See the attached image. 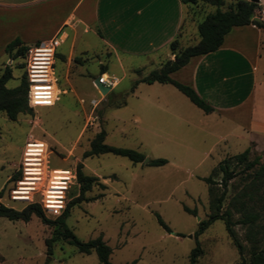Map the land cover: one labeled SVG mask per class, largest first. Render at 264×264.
<instances>
[{
  "label": "rangeland",
  "instance_id": "rangeland-1",
  "mask_svg": "<svg viewBox=\"0 0 264 264\" xmlns=\"http://www.w3.org/2000/svg\"><path fill=\"white\" fill-rule=\"evenodd\" d=\"M232 1L223 0L220 7ZM44 2L0 5V29L13 28L31 17L43 30L47 22ZM213 7L202 0L186 3L180 45L196 40L197 20ZM67 46L68 39L55 49L64 59L55 55L52 64L53 91L57 92L53 103L32 104V114L18 113L14 119L0 110V202L14 208L27 203L23 199L9 200L6 189L20 160L23 142L32 135L48 144V167H75L81 162L85 173L97 176L98 181H92L83 192L93 198L70 205L64 221L78 238L100 234L110 247L109 261L186 264L197 239L200 253L193 264H238L239 254L222 218L213 219L194 235L197 221L209 211L207 184L201 176L208 174L219 158H230L229 166L235 171L227 182L220 209L244 181L243 162H235L231 156L245 147L243 139L233 134L238 132V124L226 116L213 120L169 82H135L165 58H171L169 49L150 57L117 54L116 58L97 35L91 30L83 32L80 27L69 55ZM4 65L11 69L5 85H16L24 75L23 58L7 55L0 45V72ZM102 66L103 74L115 76L117 82L101 95L93 78ZM90 98L99 101L93 106ZM100 127L105 131L104 142L136 149L144 157H164L166 161L159 165L147 164L148 159L143 158L132 162L108 151L83 156L88 140ZM249 147L248 158L259 154L264 162V156ZM219 176L214 174L215 180ZM262 181L259 193H264V178ZM77 191L74 179L65 191L64 205ZM183 205L194 208L195 213L186 211ZM42 213L49 219L57 215L44 209ZM238 216V212H232L233 219ZM52 227L53 223L42 221L34 213L27 220L0 215V264H101L93 250L79 252L61 235L50 241V252H46L44 239L52 234ZM233 228L244 245L242 256L247 258L244 225L235 222Z\"/></svg>",
  "mask_w": 264,
  "mask_h": 264
},
{
  "label": "crops",
  "instance_id": "crops-1",
  "mask_svg": "<svg viewBox=\"0 0 264 264\" xmlns=\"http://www.w3.org/2000/svg\"><path fill=\"white\" fill-rule=\"evenodd\" d=\"M39 1L0 0V5L32 6ZM44 1L45 28L41 30L40 23L34 24L31 17L17 22L13 28H2L1 46L15 36L24 44L56 37L57 45L68 39L69 55L80 27L83 32L91 30L97 35L103 46L110 49L116 58L117 54L150 57L168 50V42L180 30L185 14V5L181 0ZM263 46L262 29L252 23L233 25L224 33L218 47L191 55L184 64L169 73L172 78L192 86L212 106L210 111L203 112L213 120L226 116L238 124V132L233 134L243 139L245 147L252 146L262 156Z\"/></svg>",
  "mask_w": 264,
  "mask_h": 264
},
{
  "label": "trees",
  "instance_id": "trees-1",
  "mask_svg": "<svg viewBox=\"0 0 264 264\" xmlns=\"http://www.w3.org/2000/svg\"><path fill=\"white\" fill-rule=\"evenodd\" d=\"M181 1L186 7V3H195L197 0ZM202 1H204V3L213 4L214 7L211 10L205 11L200 19L197 20L196 40L191 43L180 45L179 30L176 36L168 42V49L173 54L172 58H165L158 67L149 70L146 74L137 78L135 82H169L184 93L192 103L200 107L204 112H208L212 109V106L198 95L192 86L172 78L169 73L184 64L191 55L205 53L218 47L224 33L233 25L252 23L264 31V19H257L251 16L253 9L258 5L257 0H234L225 8L220 7L223 0ZM36 42H38V40ZM27 46V44H24L15 36L4 44L3 51L11 57L22 56ZM55 55H58L60 59H64L63 54H56L54 50V57ZM74 58L76 60L80 59L78 56H74ZM104 70L105 68L102 66L98 73ZM10 76V67L4 65L0 72V110L10 119H14L18 113L29 112L32 114V104H27V81L25 76L21 75L18 83L9 87L5 85V81ZM104 135L105 131L100 127L88 140V146L82 151V155L86 156L108 151L123 155L132 162L141 161L144 157V153L136 149L104 142ZM249 150L250 147L246 146L242 150L231 155L235 162H243L242 168L245 170L243 174L244 181L241 187L229 196L223 209L220 208L226 192L227 182L235 171L233 166H229L230 158L222 157L218 159L216 164L211 167L209 173L201 176L202 180L207 184L209 211L205 218H201L197 221L194 235L201 232L213 219L222 218L226 232L239 254L238 264H264V240L262 239L264 232V193L257 192L260 182L264 178V162L259 160V154H255L251 158H248ZM165 161L166 159L164 157H150L146 163L159 165ZM81 167V162H77L75 165V180L78 183L77 194L65 203L61 212L54 216L53 219L46 218L42 213L40 205L35 201L27 202L21 208L6 206L0 202V215L8 219L20 218L27 220L30 214L34 213L39 216L42 221L53 223L51 229L52 234L44 239L46 252L48 253L50 252V241L58 235H61L67 242L74 244L76 250L79 252L88 253L93 250L98 262L101 264H135L134 260L118 263L109 261L108 255L110 247L103 241L100 234L87 239H81L66 225L64 218L68 213L70 205L81 199L93 198V196H85L83 192L90 188L92 181H98L95 174L85 173ZM247 169H251V171H247ZM216 173H220L218 180L214 178V174ZM17 174V172H13L11 178L14 179ZM98 183L102 185V182ZM183 208L188 212L195 213L194 208H190L186 205H183ZM232 212H238L239 216L233 219ZM157 220L166 227L165 223L158 215ZM235 222L244 225L243 237L247 242V258L242 256L244 245L239 240L233 228ZM199 253L200 246L198 240L195 239V244L189 250L186 264H193Z\"/></svg>",
  "mask_w": 264,
  "mask_h": 264
},
{
  "label": "built area",
  "instance_id": "built-area-1",
  "mask_svg": "<svg viewBox=\"0 0 264 264\" xmlns=\"http://www.w3.org/2000/svg\"><path fill=\"white\" fill-rule=\"evenodd\" d=\"M257 2L258 5L253 9L251 16L264 19V0ZM57 43L56 37L39 40L29 44L22 55L28 105L53 103L56 98L57 92L53 91L55 77L52 64ZM96 77L98 82L107 85L109 89L117 82L115 76L104 75L103 72L98 73ZM98 101L99 99H89L93 106ZM47 147L48 144L44 140L32 135L26 136L20 160L14 170L18 174L7 187L6 196L11 201H35L46 212L56 215L64 207L65 191L75 179V167H48Z\"/></svg>",
  "mask_w": 264,
  "mask_h": 264
},
{
  "label": "water",
  "instance_id": "water-1",
  "mask_svg": "<svg viewBox=\"0 0 264 264\" xmlns=\"http://www.w3.org/2000/svg\"><path fill=\"white\" fill-rule=\"evenodd\" d=\"M254 1H256V0H254ZM93 83L95 84L96 88L100 91V93L104 94L109 90L107 85H104V84L98 82L96 76L93 78ZM147 159H148V157H143V161H146Z\"/></svg>",
  "mask_w": 264,
  "mask_h": 264
}]
</instances>
